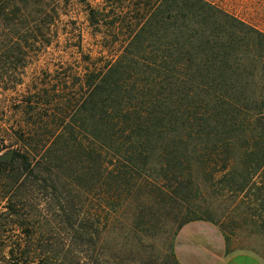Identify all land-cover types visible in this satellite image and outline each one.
<instances>
[{
  "label": "trees",
  "instance_id": "1",
  "mask_svg": "<svg viewBox=\"0 0 264 264\" xmlns=\"http://www.w3.org/2000/svg\"><path fill=\"white\" fill-rule=\"evenodd\" d=\"M69 1L0 0V94L19 92ZM79 1L99 55L79 34L0 106V260L99 264L122 239L179 264L193 220L233 250L226 217L264 221V29L221 0Z\"/></svg>",
  "mask_w": 264,
  "mask_h": 264
},
{
  "label": "rangeland",
  "instance_id": "2",
  "mask_svg": "<svg viewBox=\"0 0 264 264\" xmlns=\"http://www.w3.org/2000/svg\"><path fill=\"white\" fill-rule=\"evenodd\" d=\"M91 1V0H90ZM218 1V0H215ZM226 3H232V8L235 13L242 14L246 19H251L257 23L260 28L264 29V0H221ZM263 5V9H259L258 5ZM251 5V8H249ZM249 8V11H244ZM257 12V13H255ZM53 31L55 36L50 46L46 47L38 56L33 58L25 70L24 82L18 87V93L10 92L0 94V106L5 105L18 98L19 93L25 90L33 77L49 71L54 73L58 69V64L64 60L71 58V53L78 45V35H81L80 45H82V53H91L99 55V37L92 34V30L86 19L85 5L79 0H70L62 9L59 19L55 22ZM9 95V96H8ZM8 114H4L6 117ZM0 117H2L0 111ZM5 141L8 144L6 135H0V143ZM8 149V148H7ZM6 148L2 152H6ZM225 216L224 214H221ZM219 214V216H221ZM231 218V217H230ZM226 217L224 223L228 232V247L233 250L249 251L256 254L264 262V221L259 224L253 220L237 222L236 218L230 219ZM105 242L111 239L110 232L107 234ZM3 239L10 240L14 238L9 231L5 232ZM121 241V242H120ZM148 241V240H147ZM157 242V241H156ZM118 250L112 251L117 255V259H108L106 262L99 264H173L171 261V250L165 249L160 251L162 243H156V247L152 248L148 244L137 246L132 240V247L129 243H124V240L119 239ZM108 246V245H107ZM102 259V258H101ZM84 260V259H83ZM5 257L0 260V264H13ZM82 264H86L83 262Z\"/></svg>",
  "mask_w": 264,
  "mask_h": 264
},
{
  "label": "crops",
  "instance_id": "3",
  "mask_svg": "<svg viewBox=\"0 0 264 264\" xmlns=\"http://www.w3.org/2000/svg\"><path fill=\"white\" fill-rule=\"evenodd\" d=\"M173 252L179 264H264L252 252L227 250L219 227L206 220L182 225L174 236Z\"/></svg>",
  "mask_w": 264,
  "mask_h": 264
},
{
  "label": "water",
  "instance_id": "4",
  "mask_svg": "<svg viewBox=\"0 0 264 264\" xmlns=\"http://www.w3.org/2000/svg\"><path fill=\"white\" fill-rule=\"evenodd\" d=\"M11 155H12V150L9 149L6 152L0 154V160H8L9 161L11 158Z\"/></svg>",
  "mask_w": 264,
  "mask_h": 264
}]
</instances>
